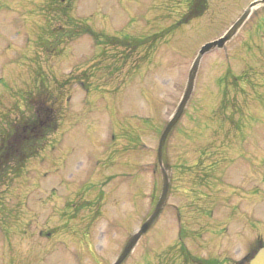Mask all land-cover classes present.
<instances>
[{"label": "rangeland", "instance_id": "374dc122", "mask_svg": "<svg viewBox=\"0 0 264 264\" xmlns=\"http://www.w3.org/2000/svg\"><path fill=\"white\" fill-rule=\"evenodd\" d=\"M251 1L0 0V130L37 98L48 100L56 123L41 151L17 173L8 167L0 183V264H59L62 209L154 208L157 144L188 71ZM261 18L264 10L224 51L201 59L161 159L170 182L164 208L188 211L190 230L206 224L195 216L224 209L220 244L241 257L264 245ZM79 24L97 38L76 37ZM59 29L73 31L72 39L41 48ZM112 38L124 47L110 45Z\"/></svg>", "mask_w": 264, "mask_h": 264}, {"label": "flooded vegetation", "instance_id": "af4514ba", "mask_svg": "<svg viewBox=\"0 0 264 264\" xmlns=\"http://www.w3.org/2000/svg\"><path fill=\"white\" fill-rule=\"evenodd\" d=\"M108 149L113 155L112 147ZM100 163L97 161L96 165ZM62 210L58 215L61 225L57 242L59 264H249L259 249L256 245L241 257L239 248H222L220 242L227 232L221 219L224 209L206 210L195 216L205 217L206 224L190 230L186 223L188 211L173 207L163 209L154 225L127 256L120 259L129 239L152 209L146 214L140 210L120 209L115 210L120 214L112 215L101 210ZM39 236L44 235L41 232Z\"/></svg>", "mask_w": 264, "mask_h": 264}, {"label": "trees", "instance_id": "16d2710c", "mask_svg": "<svg viewBox=\"0 0 264 264\" xmlns=\"http://www.w3.org/2000/svg\"><path fill=\"white\" fill-rule=\"evenodd\" d=\"M198 1L194 0V3L196 4ZM59 31L57 34H54L55 31H50L49 41L47 39L40 41V47L47 49L46 44L49 43L53 48H56L62 44V41L72 39L73 31L67 32L63 29H59ZM82 31V28H77L76 37ZM85 32L88 30L86 29ZM108 43L112 46L124 47V45L119 46L122 45V42L118 39L109 40ZM44 95L49 97L50 94L45 92ZM31 101L32 106L27 107L25 116L22 115L21 118L3 122L4 127L0 130V183L6 175L8 167H12L17 173L27 159L38 153L45 136L51 133L56 126L48 100L37 98V100L31 99Z\"/></svg>", "mask_w": 264, "mask_h": 264}, {"label": "water", "instance_id": "95a60500", "mask_svg": "<svg viewBox=\"0 0 264 264\" xmlns=\"http://www.w3.org/2000/svg\"><path fill=\"white\" fill-rule=\"evenodd\" d=\"M264 3V1L262 2ZM244 18V16H243ZM237 22L233 28L225 35L224 38L218 40L217 42H214L212 44H207L206 46H204L203 48H201V50L198 53V56L188 74V80H187V85L183 94V97L174 113V115L171 117V119L168 121V123L166 124L165 128L163 129L159 142H158V148H157V160H158V165L160 166V171H161V175H162V188H161V193H160V197L159 200L155 206V210L153 212V214L149 217V219L141 226L140 230L130 239L123 255L126 253L127 249L129 250L132 243L143 233H145L149 227L152 225L153 221L155 220V218L159 215V212L163 206V202L164 199L166 197V194L168 192V180L166 177V174L164 172V169L161 166V151L165 142V139L169 133V131L173 128V126L176 124V122L178 121V119L180 118L183 108L186 104V102L188 101V98L191 94L192 91V86H193V80H194V76H195V72L197 69V65H198V61L200 59V57L209 52L211 49H213L214 47H222L223 44L229 39V37L234 33V31L237 29V27L239 26L240 22L242 21V19ZM250 264H264V248L260 249L258 251V253L255 255V257L250 261Z\"/></svg>", "mask_w": 264, "mask_h": 264}]
</instances>
